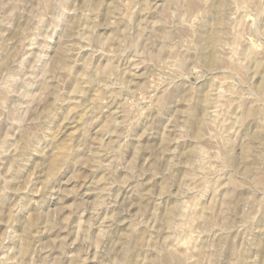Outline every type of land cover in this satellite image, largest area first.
I'll list each match as a JSON object with an SVG mask.
<instances>
[{
    "label": "clouds",
    "instance_id": "1",
    "mask_svg": "<svg viewBox=\"0 0 264 264\" xmlns=\"http://www.w3.org/2000/svg\"><path fill=\"white\" fill-rule=\"evenodd\" d=\"M221 32L264 0H0V264H264V52Z\"/></svg>",
    "mask_w": 264,
    "mask_h": 264
},
{
    "label": "rangeland",
    "instance_id": "2",
    "mask_svg": "<svg viewBox=\"0 0 264 264\" xmlns=\"http://www.w3.org/2000/svg\"><path fill=\"white\" fill-rule=\"evenodd\" d=\"M101 31L102 30H97ZM91 38L85 40V43H88ZM216 43L218 46L222 47L224 44H228L232 51L235 52L237 57H240L241 54H244L250 48H254L257 54L264 52V43L256 42L255 44L252 43H245L244 40L240 39L238 36H233L231 39H228L226 33L221 32L217 34ZM89 49H85V53H87ZM257 80L260 79V76L257 75ZM76 201L73 199L72 196H69L66 200L60 202L59 205L55 208H42L35 211L30 217L29 222L35 226V229L40 230V235L38 239L41 240V247L42 249H48V251L55 253V245L58 243V237L55 235L54 232H45L41 225L47 224V218L50 215L56 214L63 210L64 218L67 221L68 227L65 229L64 235L67 234L68 231H71L72 222L75 220V217L72 216L71 210L75 206ZM63 204H68V208L62 209ZM133 211H138L137 209H133ZM83 223V222H81ZM0 234H2V230H0ZM78 244H73V248H78ZM79 255L78 253L69 252V255ZM59 259V257H57ZM83 264H96L95 259L89 261L87 256L84 257Z\"/></svg>",
    "mask_w": 264,
    "mask_h": 264
}]
</instances>
